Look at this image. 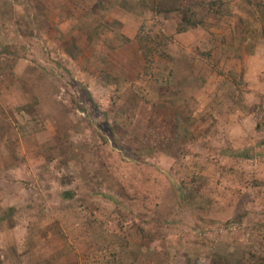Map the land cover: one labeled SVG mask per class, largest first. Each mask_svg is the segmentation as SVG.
<instances>
[{"label":"rangeland","instance_id":"374dc122","mask_svg":"<svg viewBox=\"0 0 264 264\" xmlns=\"http://www.w3.org/2000/svg\"><path fill=\"white\" fill-rule=\"evenodd\" d=\"M188 7L205 28L180 32ZM263 19L264 0H0V264H264ZM140 32L170 44L147 77ZM178 167H200L184 195Z\"/></svg>","mask_w":264,"mask_h":264},{"label":"trees","instance_id":"16d2710c","mask_svg":"<svg viewBox=\"0 0 264 264\" xmlns=\"http://www.w3.org/2000/svg\"><path fill=\"white\" fill-rule=\"evenodd\" d=\"M206 7L210 10V12L214 13L215 15H218L220 17L224 16L223 2H218V1L208 2V3H206ZM257 7H259V6H257ZM131 11H134V10H131ZM183 12H184V19H183V24H182L181 29H180L181 33H186V32L191 31V30H199L201 28H205V21L199 15L198 12H196L195 10H192L191 7L185 8L183 10ZM262 22H264V19L262 20ZM117 27H118V24L116 22L107 23L106 25H104V27L102 28V30H105V32H106V34H104V36H103L104 39L106 38V35H107V37L108 36L110 37L114 34V37H116L117 32H118ZM138 36L139 37L137 38V40L140 43V51L142 52V58L145 60V65H146L145 70H144V75H145V77H147L150 75V73L152 71V68H149V64L152 62V59L158 54H163L166 51H170V49H169L170 44H168L169 40L163 35L155 36V37H153V36L147 37L145 34L142 35V33L140 32ZM122 40H123V42L119 43V44L123 45V47H125L128 40L124 39V38H122ZM210 55H212L210 52L209 53L204 52L201 54V56L206 57V58L207 57L209 58ZM233 81H234V84L235 83L237 84V82H236L237 80H233ZM114 123H115V126L117 128L116 131L119 134H121L125 130V127L123 124H120L118 116L114 120ZM104 142H106L105 143L106 145H109V143H110V141L108 142V140L106 138H105ZM119 147L120 148H118V149H120L121 152L122 151L124 153L125 152H131L133 154V155H127L125 153V154L120 156V158H122L123 160H126V161L131 160L132 162H134L135 156L138 157L137 155H142V153H144V152H142V150H144V149H142L141 151L140 150L135 151V150L130 149L131 148L130 146L121 145V143H120ZM148 151H151V150H148ZM236 155L239 156L240 158H243V159L255 158L254 155L253 154L251 155V153H249V152H243L241 154H236ZM194 172L200 173V167H196L192 170L191 169L190 170H184V168L178 167L177 180L179 182H181V184H183V186H180V184L178 183L177 180H173V183H175L176 186L179 187V189L183 191L182 195H184L185 191L188 189V178L192 179V180L195 179L196 175L193 176ZM187 192H188V190H187ZM66 196L69 198L74 197L73 194H69V193H67ZM104 198L113 201L112 197H110L108 195L104 196ZM126 200H128V199H126ZM187 202H188V195L185 196V203H187ZM117 203H116V206L117 207L120 206V204L119 203L117 204ZM128 203H130V202H128ZM191 205L193 207L195 206L194 203H192ZM127 206H131V204H128ZM210 206H211V204H207L206 206H204L203 207V208H205L204 211H207V209H209ZM247 219H252L251 214L245 213L242 216H238L236 219L229 220V221H227V225L228 226L230 224L235 225V223L242 225L243 223H245L244 221ZM157 224L160 225L161 223L157 222ZM255 229H256L257 234H258V232H260V234H261V232H264V224L260 225L259 227H256ZM116 245H114V243H113V247H115ZM122 257H125L127 259L129 258L126 251H122V253L120 254V258H122Z\"/></svg>","mask_w":264,"mask_h":264}]
</instances>
